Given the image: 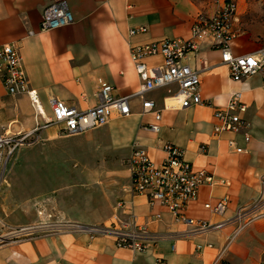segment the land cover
Returning a JSON list of instances; mask_svg holds the SVG:
<instances>
[{"label": "crops", "instance_id": "1", "mask_svg": "<svg viewBox=\"0 0 264 264\" xmlns=\"http://www.w3.org/2000/svg\"><path fill=\"white\" fill-rule=\"evenodd\" d=\"M56 1L0 0V44L20 46L30 88L38 94L45 119L52 118L51 99L80 111L96 106L99 81L112 87L114 97H129L130 114L123 117L114 112L105 126L77 136H60L61 125L36 132L39 140L29 147H37L33 169L38 190L25 198V207L19 210L17 203L23 198L17 200L15 192L1 187L0 220L14 229L40 222L51 226L47 233L41 231L0 246V264H264V219L249 224L229 241L232 223L218 230L191 233L165 208L149 206L144 196L128 193V160L134 145L160 163L165 157L163 144L170 143L183 151L184 160L194 169L227 183L199 187L196 199L185 209L187 217L209 224L228 221L238 207L257 196L258 178L264 174V85L257 77L242 85L230 83L218 52L202 46L187 56L186 63L199 71V93L205 105L178 108L171 99L175 85L135 96L141 80L130 60V47L187 39L193 17L197 13L210 15L217 6L210 0H67L74 22L41 31L42 11ZM235 5L238 34L231 53L238 56L256 50L252 40H257L262 28L243 25L237 0ZM139 27L146 32L129 35L130 29ZM29 32L34 34L28 36ZM145 63L153 67L161 58L151 57ZM238 88L243 89L242 117L250 123L246 137L214 135L213 110L222 107L228 94ZM143 100H152L160 111L157 134L148 130L155 119L153 113L142 112ZM36 122L43 124L44 120L36 116L28 97L8 95L0 80V131L30 132ZM200 146L205 147L204 153L198 151ZM5 185H9L6 179ZM223 197L227 203L222 215L203 208V204ZM119 200L125 201L126 207L116 213ZM128 212L137 223H147L158 237L155 245L139 255L117 248L109 236L92 238L79 228L107 226L115 214L124 220ZM155 214L160 219L152 221Z\"/></svg>", "mask_w": 264, "mask_h": 264}, {"label": "built area", "instance_id": "2", "mask_svg": "<svg viewBox=\"0 0 264 264\" xmlns=\"http://www.w3.org/2000/svg\"><path fill=\"white\" fill-rule=\"evenodd\" d=\"M210 2L217 6L216 10L210 15L197 13L191 22L187 39H162L130 47V60L141 80L140 89L135 96H143L156 89L175 85L176 91L171 95V99L178 103V108L205 105L199 93V71L190 68L186 63L187 56L197 53L202 46L218 52L220 64L226 67L230 83L242 85L247 79L257 77L264 85V45L243 55L234 56L231 53V43L238 34V30L234 27L235 0H210ZM73 22L74 16L67 0H59L42 11L40 30L52 31L67 27ZM145 32L144 27H139L130 29L129 35ZM33 34L29 32L28 36ZM151 57H160L161 63L153 67L147 66L145 60ZM0 80L8 95H26L36 116L44 120L43 124L36 122L35 129L30 132L11 134L0 131V178L5 174L16 149L26 144L37 143L39 136L35 135L36 132L49 125H61L60 136H77L105 126L114 112L123 117L130 114L129 97H114L112 87L99 81V103L96 106L80 111L64 101L51 99L52 118L45 119L38 94L30 88L20 46L17 43L0 44ZM242 92V88L232 90L225 104L213 110L214 135L233 133L246 137L250 123L242 117L245 111L241 101ZM142 112L154 114L155 123L149 125L148 130L157 134L161 115L160 111L155 109L154 102L143 100ZM30 138L33 140L28 142ZM162 149L165 157L163 161L156 163L145 150L134 145L128 160L131 175L128 193L131 197L144 196L149 206L160 205L173 216L176 223L186 226L191 233L201 234L218 230L225 224L232 223L234 229L229 241L249 224L264 219V174L258 178L257 196L238 207L230 220L209 224L204 220L187 217L184 213L185 209L196 199L199 187L227 186V183L215 179L204 170L194 169L184 160L183 151L176 146L165 143ZM198 151L204 153L205 147L200 146ZM226 203L227 199L223 197L213 204H203V208L213 215L220 216L225 211ZM125 207L126 202L119 200L115 205L116 213L125 211ZM37 215L41 217L43 212L37 211ZM46 218L50 219L51 215H46ZM150 219L156 221L160 216L155 214ZM50 226L46 222H40L36 225L10 229L0 220V227L8 230L4 235H0V246L9 243L7 241L9 238L21 234L31 236L41 231L47 233ZM79 228L88 232L92 238L109 236L117 248L126 249L134 255L146 252L158 241V237L150 232L148 224L137 223L132 212H128L124 220L115 214L113 221L107 226ZM205 247L209 248L210 245L206 244ZM195 250L199 251L200 246H196ZM157 263L161 264L160 261Z\"/></svg>", "mask_w": 264, "mask_h": 264}, {"label": "rangeland", "instance_id": "3", "mask_svg": "<svg viewBox=\"0 0 264 264\" xmlns=\"http://www.w3.org/2000/svg\"><path fill=\"white\" fill-rule=\"evenodd\" d=\"M239 2L240 18L243 25H252L255 27H261L262 32L259 35H256L257 40H252L253 50L264 45V0H237ZM33 139H28V142H31ZM31 145L20 146L16 149L13 156L11 157L5 174L0 178V188L4 187L8 193L15 192L17 200L20 206L16 204L15 208L18 206V209L21 210L25 207L26 197L32 196L34 191L38 190V175L33 169V164L36 162L35 154L37 147H29ZM13 163V170L9 171L11 164ZM9 171V172H8ZM5 179L8 182V186L5 185ZM6 223L5 221H3ZM7 225V224H6ZM8 228L13 229L12 227ZM8 230L2 229L0 227V235H4ZM42 234L36 233L33 235L21 234L9 238L7 241H20L28 239L32 236ZM12 239V240H11Z\"/></svg>", "mask_w": 264, "mask_h": 264}]
</instances>
